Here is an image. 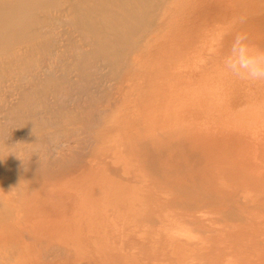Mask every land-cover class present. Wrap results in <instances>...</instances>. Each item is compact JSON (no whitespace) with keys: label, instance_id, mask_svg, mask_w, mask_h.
I'll list each match as a JSON object with an SVG mask.
<instances>
[{"label":"bare ground","instance_id":"1","mask_svg":"<svg viewBox=\"0 0 264 264\" xmlns=\"http://www.w3.org/2000/svg\"><path fill=\"white\" fill-rule=\"evenodd\" d=\"M176 1L0 0V264H264V120L233 126L250 202L216 181V132L157 131L137 86Z\"/></svg>","mask_w":264,"mask_h":264},{"label":"rangeland","instance_id":"2","mask_svg":"<svg viewBox=\"0 0 264 264\" xmlns=\"http://www.w3.org/2000/svg\"><path fill=\"white\" fill-rule=\"evenodd\" d=\"M177 1L180 2L177 4ZM177 1L170 6L171 16L169 8L161 12L156 39L143 44L138 53L135 73L141 86H137L140 94L151 95L152 103L156 102L157 106L152 104V107L155 110L153 126L157 131L166 132L167 125L174 132L184 125L188 137L197 127H210L211 134L216 132L220 141L219 163L214 172L216 181L223 194H239L251 202L258 186L244 167L236 163L233 126L235 121L261 125L264 82L252 84L231 77L224 71L222 58L239 32L247 33L252 45L264 49V0H230L231 7H228L229 0H220L221 7L215 11L199 7L197 0ZM55 32L61 38L64 30ZM179 105L185 110L180 124L167 114V110L172 108V113ZM113 129L114 126H107L105 144L112 138ZM157 131V141L167 148L166 143L159 141ZM260 159L264 162V156Z\"/></svg>","mask_w":264,"mask_h":264},{"label":"clouds","instance_id":"3","mask_svg":"<svg viewBox=\"0 0 264 264\" xmlns=\"http://www.w3.org/2000/svg\"><path fill=\"white\" fill-rule=\"evenodd\" d=\"M222 63L224 71L235 79L252 84L264 82V49L252 45L247 33L235 35Z\"/></svg>","mask_w":264,"mask_h":264}]
</instances>
